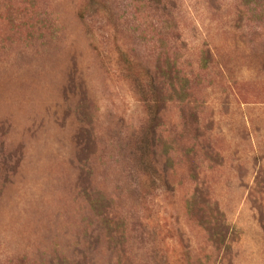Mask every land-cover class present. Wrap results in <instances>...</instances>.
Wrapping results in <instances>:
<instances>
[{
    "label": "rangeland",
    "instance_id": "rangeland-1",
    "mask_svg": "<svg viewBox=\"0 0 264 264\" xmlns=\"http://www.w3.org/2000/svg\"><path fill=\"white\" fill-rule=\"evenodd\" d=\"M95 1L83 22L89 0H0V141L22 158L0 182V264H264V15Z\"/></svg>",
    "mask_w": 264,
    "mask_h": 264
},
{
    "label": "trees",
    "instance_id": "trees-1",
    "mask_svg": "<svg viewBox=\"0 0 264 264\" xmlns=\"http://www.w3.org/2000/svg\"><path fill=\"white\" fill-rule=\"evenodd\" d=\"M89 2H90L89 5L85 6L84 9L78 10L77 12L78 18L82 20L83 22L85 21L86 18L92 15L89 13V9L94 11L93 5H94V2L96 3V1L89 0ZM241 2L243 6L245 7L251 6L252 8H255L251 10V12L255 13V15H253L254 16L253 20H256L257 22L260 23L264 15V0H241ZM156 3H158L157 6H160L159 9L165 10L166 8L165 5L168 2L167 0H156ZM90 35H91V30H89L88 32V37L90 40L89 42H91V40L93 39L91 38ZM119 59H120V62L122 63L123 70H125L128 73L134 74L133 64L129 61V58L127 57V55L124 54L122 51H119ZM200 64L203 69H208V67L212 64L209 52L205 51L201 53ZM180 87L181 89L177 90L176 93L177 95L179 94L180 101L184 102L187 98V94L185 93L184 88L182 86ZM186 103L189 104V101H187ZM155 119L156 118L152 119V124L150 125V129L152 131L148 129L140 128L143 130V133L138 142V148H137L138 151H142L145 149V150H150L154 152L155 141H156L154 128L157 125V123L154 122ZM193 127L194 126H191V128ZM192 130H194L195 133H198V129L196 127H194ZM5 131H6L5 126L1 125L0 126V139L1 140H3L5 136ZM20 153H21V148L17 147V149L10 151L7 148H5V144L3 143V141H0V182L1 183L10 182L12 176L14 175V173L16 172V170L18 169L20 165V162L22 159L20 156ZM160 156L163 157V154H160ZM169 169H170L169 167H165L164 172L166 173ZM205 209L210 211V210L216 209V207H212L208 205L206 206ZM187 210L189 212L192 209L189 210L187 208ZM259 222L264 230V218L260 217ZM118 225L119 224H117V222H115V220L110 217H107V219L103 220V227L107 230V239L111 242L114 241L118 245H123L124 232L123 230H122V233L118 232V229H117ZM205 229L207 231L210 242L215 247H220L222 245L226 248L227 244L225 241V235H226L228 228L225 225V222L223 221V219H220L219 217L213 215L212 221L205 222Z\"/></svg>",
    "mask_w": 264,
    "mask_h": 264
}]
</instances>
